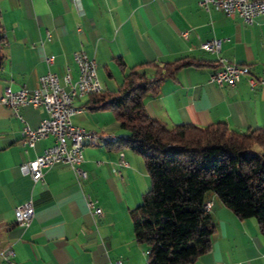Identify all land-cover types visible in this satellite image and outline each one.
I'll list each match as a JSON object with an SVG mask.
<instances>
[{
    "label": "crops",
    "instance_id": "0c3cea01",
    "mask_svg": "<svg viewBox=\"0 0 264 264\" xmlns=\"http://www.w3.org/2000/svg\"><path fill=\"white\" fill-rule=\"evenodd\" d=\"M0 27V96L8 85L14 90L35 87L48 70L61 77L68 71L76 80L74 54L80 50L95 58L103 93L116 91L133 67L153 75L155 66L143 63L193 57L204 64L180 68L157 94L144 97L150 115L169 126L223 121L238 132L264 127V14L248 24L238 15L206 10L197 0H80L78 6L73 0H0ZM213 37L225 39L218 54L201 48ZM50 55L54 59L48 64ZM219 57L248 65L250 74L234 86L217 85L211 75L220 66ZM251 76L258 79L255 85ZM91 100L90 95L74 99L81 111L73 123L115 134L117 140L85 145V178L67 163L44 169L45 187L38 191L20 165L35 159L54 137L28 146L22 129L36 128L48 113L27 103L18 116L0 103V252L11 246L15 264H115L117 259L146 264L147 247L135 239L130 210L150 188V176L143 157L120 146L127 131L114 113L91 109ZM120 153L128 166L120 165ZM88 195L102 215L87 206ZM207 200L213 202L216 224L212 247L190 264H264V238L256 219L239 218L213 192ZM28 201L34 216L28 226H20L14 208ZM0 264H6L1 256Z\"/></svg>",
    "mask_w": 264,
    "mask_h": 264
},
{
    "label": "trees",
    "instance_id": "16d2710c",
    "mask_svg": "<svg viewBox=\"0 0 264 264\" xmlns=\"http://www.w3.org/2000/svg\"><path fill=\"white\" fill-rule=\"evenodd\" d=\"M3 40L1 31V61ZM143 64H153L155 73L131 68L116 91L90 95V108L111 110L127 131L120 146L144 159L151 185L130 218L135 239L147 247L146 264H190L211 249L216 224L204 207L209 192L239 218H255L264 238V127L238 132L223 121L169 126L148 113L144 97L157 94L180 68L204 62L181 57Z\"/></svg>",
    "mask_w": 264,
    "mask_h": 264
},
{
    "label": "built area",
    "instance_id": "2783aa9c",
    "mask_svg": "<svg viewBox=\"0 0 264 264\" xmlns=\"http://www.w3.org/2000/svg\"><path fill=\"white\" fill-rule=\"evenodd\" d=\"M73 1L77 6L80 3V0ZM197 3L206 10L218 9L227 15H238L248 24H252L256 17L264 14V0H197ZM182 34L187 37V31ZM47 37L49 38V33ZM224 40L213 37L202 42L201 48L218 54ZM53 59L54 56L50 55L46 61L50 64ZM74 61L79 69L76 80H72L68 71L61 77L48 70L39 76L35 87L22 86L14 90L8 85L0 96V103L12 108L18 116L19 107L27 103L42 106L48 113L36 128L24 125L22 129L24 143L28 146H34L37 141L50 135L54 137L53 143L35 159L24 161L20 165L21 170L31 176L35 191L45 187L44 169L57 163H67L75 170L77 177H87V172L81 167L85 145L89 141H97V145H102L105 138L117 136L107 132L85 130L73 123V115L81 111L74 105V99L80 95H92L103 91L95 58L80 50L74 54ZM218 61L220 66L212 73L211 79L219 86H234L243 76L250 74V68L246 64L231 62L224 57H219ZM249 81L255 85L258 79L251 76ZM120 155V165L128 166L123 153ZM212 204V201L207 200L204 207L210 211ZM87 206L95 213L103 214L90 195L87 196ZM33 216L34 206L31 201L14 208L15 221L20 226H28ZM14 255L15 251L11 246L0 252L6 264H15ZM115 264H124V262L122 259H117Z\"/></svg>",
    "mask_w": 264,
    "mask_h": 264
},
{
    "label": "bare ground",
    "instance_id": "6f19581e",
    "mask_svg": "<svg viewBox=\"0 0 264 264\" xmlns=\"http://www.w3.org/2000/svg\"><path fill=\"white\" fill-rule=\"evenodd\" d=\"M112 134V133H111ZM113 135H115V134H113ZM117 139L114 137V136H111V137H107V138H105L104 139V141H103V144L104 143H107V142H114V141H116ZM89 143H92V144H97V141H89Z\"/></svg>",
    "mask_w": 264,
    "mask_h": 264
},
{
    "label": "water",
    "instance_id": "95a60500",
    "mask_svg": "<svg viewBox=\"0 0 264 264\" xmlns=\"http://www.w3.org/2000/svg\"><path fill=\"white\" fill-rule=\"evenodd\" d=\"M0 41H1V27H0ZM0 66H1V56H0Z\"/></svg>",
    "mask_w": 264,
    "mask_h": 264
}]
</instances>
